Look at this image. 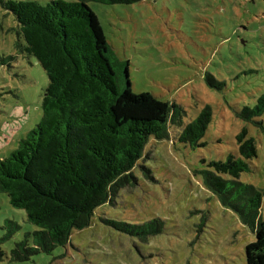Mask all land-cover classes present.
Returning <instances> with one entry per match:
<instances>
[{
    "label": "rangeland",
    "instance_id": "obj_1",
    "mask_svg": "<svg viewBox=\"0 0 264 264\" xmlns=\"http://www.w3.org/2000/svg\"><path fill=\"white\" fill-rule=\"evenodd\" d=\"M21 1L44 5L49 0ZM88 6L116 59L128 63L132 94L149 93L177 104L184 111V125L204 106L211 107L212 121L201 140L205 146L181 145L173 139L174 129L169 139L150 138L132 171L131 186L111 205L97 209L91 225L74 231L65 247L25 262L11 261L10 251L36 227L0 193V264H246L244 248L254 235L207 189L200 171L203 160L236 155L235 136L246 127L257 156L247 162L249 171L239 181L261 192L259 217L264 220V132L235 117L264 93V0ZM17 42L23 44L16 22L0 4V159L41 121L48 85L46 73L34 58L19 52ZM208 75L224 86H208ZM256 121L264 129V114ZM100 218L129 224L158 219L163 231L143 242L115 232ZM11 230L13 235L6 238Z\"/></svg>",
    "mask_w": 264,
    "mask_h": 264
},
{
    "label": "trees",
    "instance_id": "obj_2",
    "mask_svg": "<svg viewBox=\"0 0 264 264\" xmlns=\"http://www.w3.org/2000/svg\"><path fill=\"white\" fill-rule=\"evenodd\" d=\"M141 1L49 0L41 5L0 0L16 22L17 37L23 42L16 44L19 52L34 58L48 78L41 121L0 159V193L36 227L14 244L11 261L50 254L65 247L74 231L88 228L97 209L111 205L121 190L134 183L132 171L150 138L169 139V130L174 129L173 139L181 145L205 146L201 140L212 121L211 107L204 106L184 125L185 114L177 104L149 93L132 94L128 63L116 59L88 6L89 2L132 5ZM205 81L212 88L224 86L210 75ZM263 114L264 93L235 117L264 132L256 121ZM235 141L236 155L229 154L224 161L203 160L205 169L200 174L207 189L254 235L244 248L246 264H264L261 192L239 181L249 171L247 162L256 158L257 148L246 127ZM100 222L143 242L163 231L158 219L142 224L107 218ZM13 233L9 231L6 238ZM3 257L0 245V262Z\"/></svg>",
    "mask_w": 264,
    "mask_h": 264
}]
</instances>
